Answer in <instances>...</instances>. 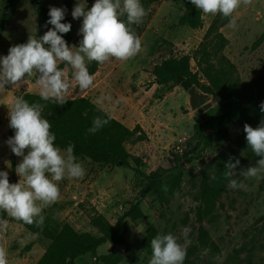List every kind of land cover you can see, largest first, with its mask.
<instances>
[{
    "label": "rangeland",
    "instance_id": "1",
    "mask_svg": "<svg viewBox=\"0 0 264 264\" xmlns=\"http://www.w3.org/2000/svg\"><path fill=\"white\" fill-rule=\"evenodd\" d=\"M146 1L141 0V3ZM186 1H151L146 8L147 15L140 23L139 52L127 61L110 58L103 63L86 62L94 78L93 85L88 89L79 88L70 66L63 62L58 65L70 81L65 99L83 97L98 107L106 108L109 105L119 109L130 96L131 102L143 98L142 102L146 104L143 111L161 104L164 107L182 105L177 113L183 115V122L177 127L174 138L162 143L158 154L153 155L149 151L151 148L148 145L152 140L147 139L144 132L146 140L138 141L130 137L124 143L130 156L140 159V168L146 175L157 169L163 178L166 174H181L180 192L167 204L159 206L153 191L140 197V191L147 185L146 180L137 176L132 168L99 165L75 157L82 164L85 174L82 178L65 177L56 182L60 195L56 202L43 208V225L57 230L64 223H69L79 232L95 233L90 221L95 213L114 224L134 203H138L140 215L121 221L125 231L124 241L114 248L123 255L118 264H149L151 252L146 250L143 242L149 224L155 227L157 234L172 233L177 236L183 228H190V243L183 264H264V178L246 179L239 176L241 169L255 166L259 159L247 142L241 141V124L237 121L226 124L221 119L224 112L221 101L197 86V90L208 97L211 107L202 114L194 115L188 104V94L179 84L157 85L150 74L155 64L180 55H188L192 70H197V51L217 14L205 15L194 6L201 26L192 29L188 25H179V19L185 13ZM75 3L76 0H19L14 7H10L0 0V55H7L11 46L25 43L29 37L39 38L52 27L45 26L47 19L39 16L37 9L40 6L48 9L67 8L62 22L72 24L68 44L79 46L82 37L78 30L82 17L75 20L71 17ZM93 3L94 0H87V7L90 9ZM233 16L235 28L229 27L228 18L218 29L226 42L219 52L216 51V56L210 57V61L216 63V58L223 55L233 64L234 75L241 82H251L264 74V40L257 47L253 46L264 32V0L242 2ZM212 37L210 35L207 41ZM209 46L211 48L210 43ZM199 75L201 82L207 83ZM36 80L37 74L33 73L19 86L0 88V170L9 173L10 183L19 182L15 168L22 158L15 156L5 143L14 134L8 126V109L16 98L26 93L39 95L40 86ZM175 87L177 90L173 94ZM169 92L172 93L167 95ZM134 93H137L136 96ZM103 96H111L112 99L96 104V99ZM164 97L167 98L164 100ZM134 122V119L127 120L125 124L132 128ZM225 124L224 137L205 141L204 136ZM195 126H198L201 134L194 131ZM220 153L227 155V161L229 158H233V162L234 159L240 160V165L235 169L237 175L232 178L246 187L234 190L228 186L227 178L225 192L212 200L205 191L210 189V164ZM209 199L211 208L205 203ZM0 219L7 221L6 226L0 229V248L5 249L8 264H35L44 253L46 239L27 231L7 213L0 212ZM111 250L109 244L100 245L93 254H85L76 262L102 264L98 256L109 254Z\"/></svg>",
    "mask_w": 264,
    "mask_h": 264
},
{
    "label": "clouds",
    "instance_id": "2",
    "mask_svg": "<svg viewBox=\"0 0 264 264\" xmlns=\"http://www.w3.org/2000/svg\"><path fill=\"white\" fill-rule=\"evenodd\" d=\"M189 2L205 15L219 13L230 18L229 27L235 28L233 14L242 2L248 0ZM67 11L66 7H50L45 26L52 27L39 38L29 37L27 42L11 46L7 55H0V88L19 86L36 73L40 99L62 106L67 102L65 93L70 81L65 71L58 67L61 62L71 67L79 88L88 89L94 78L86 62L103 63L110 58L127 61L139 52L141 40L132 25L141 23L147 15L141 0H94L90 9L87 0H76L71 17L74 20L82 17L78 30L82 37L79 46L69 45L64 38L72 28L70 22H62ZM111 99V96L98 97L95 103L99 105ZM259 108L264 113V101ZM8 110V126L14 134L5 143L15 156L22 159L15 168L19 182L10 183L9 173L0 170V212L25 224L42 227L43 208L56 202L60 195L56 182L65 177L82 178L85 170L73 155L74 145L69 144L62 151L54 143L56 134L51 131V122L42 115V104L29 103L18 97ZM107 123L108 118L97 116L87 132L95 134ZM243 131L248 147L259 159L255 166L241 169L239 176L264 178V119L255 128L245 124ZM239 165L240 160L234 159L233 162V158L224 165L228 186L234 190L246 187L232 178L237 175L235 169ZM6 224V220L0 219V229ZM189 233L190 228L185 227L179 236L172 233L155 235L150 241L149 264H183L190 243ZM0 264H8L3 248H0Z\"/></svg>",
    "mask_w": 264,
    "mask_h": 264
},
{
    "label": "trees",
    "instance_id": "3",
    "mask_svg": "<svg viewBox=\"0 0 264 264\" xmlns=\"http://www.w3.org/2000/svg\"><path fill=\"white\" fill-rule=\"evenodd\" d=\"M4 1L10 7H14L19 0ZM151 1L154 0L142 3L145 9ZM37 11L40 17L48 20V8L40 6ZM227 20L228 17H223L219 13L212 20L205 33V40L197 51L198 56L195 57L196 71L191 68L190 57L180 55L171 56L155 64L150 74L157 85L174 84L177 77L188 80L205 93L221 101L224 109L221 119H224L226 124L237 121L242 128L245 124L255 128L264 119V113H261L259 108L260 103L264 101V74L257 76L251 82H241L234 75L233 64L227 61L223 55L220 54L216 58V63L210 61V57L216 56V51L222 49L226 42L218 29ZM179 25H188L192 29L201 26L200 17L195 13L194 5L189 0L185 3V13L180 17ZM132 27L138 36L142 29L140 23L134 24ZM210 35L213 37L207 41ZM64 38L69 42L68 33L64 34ZM263 40L264 32L256 39L253 46L257 47ZM208 42L211 44V48ZM199 74L204 77L207 83L201 82ZM22 98L29 103L35 102L43 105L42 115L51 122V131L56 134L54 143L60 149H66L69 144H72L75 157L88 159L99 165L132 168L137 176L144 178L147 185L139 193L141 198L146 193L153 191L158 205L163 206L180 192L181 174H166L163 178L157 169L146 175L140 168V159L132 158L126 150L124 143L128 138L134 137L138 141L146 140L138 125L132 129L128 128L108 112L83 97L66 99L67 102L62 106L51 101H42L37 94L26 93ZM97 116L108 118V123L95 134H89L87 129L92 126V121ZM226 124L204 136L205 141L209 142L213 137H224ZM194 131L201 134L198 126L194 127ZM245 135L243 131L240 136L241 141H246ZM225 162H227V155L220 153L210 164V184H208L210 189L205 192L207 197L211 196L212 200L218 199L225 192V183L228 178L225 176ZM205 203L208 208H211L210 199L209 201L205 200ZM138 215H140L138 203H134L114 224L109 223L102 215L95 213L90 217L95 233L79 232L69 223H64L60 229L54 230L47 225L37 227L35 224L28 225L21 221L18 222L27 231L43 237L47 241L44 253L35 264H79L76 262L77 258L88 253L93 254L103 244H109L112 246V250L109 254L98 256V260L102 264H118L123 259V255L114 248L122 245L124 241L125 231L121 221L123 218H134ZM156 234L155 227L149 224L143 239L148 252H151L150 241Z\"/></svg>",
    "mask_w": 264,
    "mask_h": 264
},
{
    "label": "crops",
    "instance_id": "4",
    "mask_svg": "<svg viewBox=\"0 0 264 264\" xmlns=\"http://www.w3.org/2000/svg\"><path fill=\"white\" fill-rule=\"evenodd\" d=\"M176 90L175 87L173 94H175ZM171 93L172 92H169L167 95H170ZM135 94L137 93H134V96H136ZM123 98H125L124 95ZM166 98L167 97H164V100ZM133 99L135 98L133 97ZM131 101V97L129 96L128 99H125L126 104H121L119 109H116V107L113 108L109 105L106 108L103 106L100 107L125 126H127L125 124L127 120L131 121L134 119L135 122L132 128L138 125L146 135L147 139L152 140L148 145L149 148H151V150H149L151 154H158V149L162 143L174 138V135L177 132V127L183 122V115L177 113L182 105L174 104V106L170 105L164 107V105L161 104L157 108H150L147 109V111H143V108H146V104L142 102L143 98L136 100V102ZM127 127L132 129L129 126Z\"/></svg>",
    "mask_w": 264,
    "mask_h": 264
},
{
    "label": "water",
    "instance_id": "5",
    "mask_svg": "<svg viewBox=\"0 0 264 264\" xmlns=\"http://www.w3.org/2000/svg\"><path fill=\"white\" fill-rule=\"evenodd\" d=\"M176 83L187 92L188 104L194 115L202 114L211 107L208 97L201 94L196 86L191 84L188 80L183 79L182 77H177Z\"/></svg>",
    "mask_w": 264,
    "mask_h": 264
},
{
    "label": "built area",
    "instance_id": "6",
    "mask_svg": "<svg viewBox=\"0 0 264 264\" xmlns=\"http://www.w3.org/2000/svg\"><path fill=\"white\" fill-rule=\"evenodd\" d=\"M177 149L179 150L180 153H182V150L180 149V147H177Z\"/></svg>",
    "mask_w": 264,
    "mask_h": 264
}]
</instances>
